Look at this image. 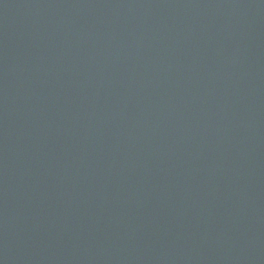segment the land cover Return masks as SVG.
Here are the masks:
<instances>
[{
  "label": "water",
  "instance_id": "obj_1",
  "mask_svg": "<svg viewBox=\"0 0 264 264\" xmlns=\"http://www.w3.org/2000/svg\"><path fill=\"white\" fill-rule=\"evenodd\" d=\"M0 264H264V0H0Z\"/></svg>",
  "mask_w": 264,
  "mask_h": 264
}]
</instances>
